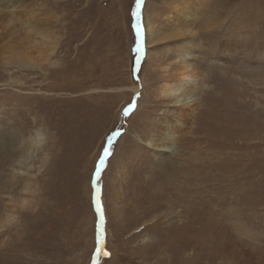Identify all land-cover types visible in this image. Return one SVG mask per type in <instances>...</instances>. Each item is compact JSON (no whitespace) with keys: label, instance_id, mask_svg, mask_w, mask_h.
I'll use <instances>...</instances> for the list:
<instances>
[{"label":"rangeland","instance_id":"374dc122","mask_svg":"<svg viewBox=\"0 0 264 264\" xmlns=\"http://www.w3.org/2000/svg\"><path fill=\"white\" fill-rule=\"evenodd\" d=\"M137 3L0 0V264H264V0ZM34 19L58 48L15 69ZM173 20L196 36L190 110L161 97L146 40Z\"/></svg>","mask_w":264,"mask_h":264},{"label":"bare ground","instance_id":"6f19581e","mask_svg":"<svg viewBox=\"0 0 264 264\" xmlns=\"http://www.w3.org/2000/svg\"><path fill=\"white\" fill-rule=\"evenodd\" d=\"M175 11H177V9ZM183 13L184 12L179 13V15ZM41 23L43 22H39L35 19L18 23V27H20L23 33V39L18 43V46L10 47V51L14 55L11 65L15 69L20 70L26 68L29 70H40L44 62L47 63L51 55L57 50L59 39L52 35H48L49 32L41 26ZM172 23L173 25L169 28V34L167 33V36L163 32L161 34H154V30H152L151 26L147 23L146 40L148 42L147 44L151 45L153 42L158 44L155 48L159 58L157 73L159 78L162 81L164 80L159 92L161 97L171 101L176 106L179 105L182 108L187 107L190 110V104L197 96L195 93L196 77L191 67L192 65L189 59L190 52L186 48L187 45H185V42L188 39L189 43L194 40L196 41V36L191 35V30L187 23L183 24L178 20H173ZM206 23L210 25L211 23L213 24L212 20L206 21ZM159 42L163 43L159 44ZM131 90L137 92L138 88H132ZM182 113L183 111L181 110V115ZM163 123L164 126L161 129L162 140H156L154 135L148 142V146L155 147L159 158L166 156L173 148V135L169 122L165 120ZM153 133L156 134L155 131H153ZM137 138L140 139L138 136ZM45 143V134H43L42 131H37L34 136L29 139L28 149H26L25 146L24 148L21 146L22 149L18 153L21 156L27 152L29 154H34L36 151L43 149Z\"/></svg>","mask_w":264,"mask_h":264},{"label":"snow or ice","instance_id":"6c2138e0","mask_svg":"<svg viewBox=\"0 0 264 264\" xmlns=\"http://www.w3.org/2000/svg\"><path fill=\"white\" fill-rule=\"evenodd\" d=\"M140 2H142V0H138V3H137V18H139L138 17V12H139V4H140ZM137 35L138 36L141 35V32H140L139 28L137 29ZM142 51H143L142 47L137 46V48H136L137 54L139 55L140 53H142ZM136 63H137V66H138L139 65V60H137ZM105 155L107 156L108 153L105 152ZM102 163H103V161H102ZM97 211L101 213V225L103 226V224H104V215H103V212H102L101 207H100L99 198L97 199ZM101 236H103V228H101ZM105 254L107 255V253H105Z\"/></svg>","mask_w":264,"mask_h":264},{"label":"water","instance_id":"95a60500","mask_svg":"<svg viewBox=\"0 0 264 264\" xmlns=\"http://www.w3.org/2000/svg\"><path fill=\"white\" fill-rule=\"evenodd\" d=\"M138 13H141V9H140V11H139ZM140 40H141V35H140ZM100 217H101V213H100ZM100 220H101V218H100ZM100 232H101V231H100ZM102 241H103V239H102ZM101 245H102V244H100L99 249L101 248ZM96 260H97V259H96Z\"/></svg>","mask_w":264,"mask_h":264}]
</instances>
